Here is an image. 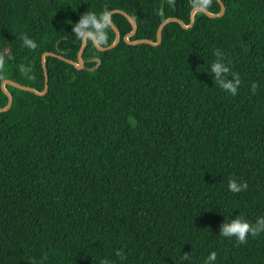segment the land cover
<instances>
[{
	"label": "trees",
	"instance_id": "obj_1",
	"mask_svg": "<svg viewBox=\"0 0 264 264\" xmlns=\"http://www.w3.org/2000/svg\"><path fill=\"white\" fill-rule=\"evenodd\" d=\"M223 2L222 16L169 22L159 45L128 43L132 23L114 12L119 43L99 50L87 38L85 68L46 56L45 95L7 84L0 264H205L213 251V264H264V231L243 243L220 235L237 216L264 217V0ZM195 4L0 0V106L5 79L44 89L46 51L78 59L72 24L86 12L126 10L138 23L130 38L156 41L164 19L188 24ZM115 38L109 25L102 45ZM217 52L236 95L214 79ZM229 179L247 187L232 192Z\"/></svg>",
	"mask_w": 264,
	"mask_h": 264
},
{
	"label": "clouds",
	"instance_id": "obj_2",
	"mask_svg": "<svg viewBox=\"0 0 264 264\" xmlns=\"http://www.w3.org/2000/svg\"><path fill=\"white\" fill-rule=\"evenodd\" d=\"M207 5L208 0H196L194 6L204 8ZM110 22V15L106 11L99 15L93 12H86L78 21L72 24V32L81 38L88 37L97 45H102L106 41V29L109 27ZM24 43L29 47H35L34 42L27 37L24 38ZM216 55L218 58L210 64L211 71L216 74L214 79L223 90L236 95L240 80L235 74H233L232 79L227 78L230 68L222 58H219L220 54L218 52ZM255 87L256 85L253 84V88ZM245 187H247L246 184H238L235 179L228 180V188L232 192H239L241 188ZM261 231H264V217L258 218L255 223H250L241 216H237L230 223L221 225L220 235L223 237L234 236L238 242L243 243L249 234L255 235ZM117 255H120V253H117ZM121 259H123L122 256ZM215 260L216 252H210L206 257L205 264H213ZM102 264H108V261L105 260Z\"/></svg>",
	"mask_w": 264,
	"mask_h": 264
},
{
	"label": "water",
	"instance_id": "obj_3",
	"mask_svg": "<svg viewBox=\"0 0 264 264\" xmlns=\"http://www.w3.org/2000/svg\"><path fill=\"white\" fill-rule=\"evenodd\" d=\"M221 4V10L220 12H212L210 11L209 9H207L206 7L204 8H200V7H194L191 11V21L190 23H185V21L179 17H176V16H169L167 17L166 19H164L159 27H158V30H157V39L156 41L152 40V39H149V38H137V39H131L130 37L135 35L136 32H137V29H138V23L137 21L133 18V16H131L130 13H128L126 10H123V9H113L111 10L109 13L110 15V25L113 27V29L115 30L116 32V38L115 40L107 45V46H103V45H97L95 43V45L97 46V48L99 50H107V49H111L113 47H115L120 39H121V31L119 29V27L115 24V22L112 20L111 18V14L114 13V12H119V13H122L124 14L129 20L130 22L132 23V30L130 32H128L125 36H124V39L130 43V44H138V43H149V44H152V45H159L162 41V34H163V29L164 27L169 23V22H172V21H176V22H179L184 28H189L191 27L194 22H195V12L196 11H204L207 15H209L210 17H218V16H222L225 11H226V6L223 2V0H218ZM87 38L88 37H83V40H82V45L79 49V52H78V59L77 60H74V59H71V58H68L66 56H64L63 54L61 53H57V52H52V51H46L43 56H42V64H43V67H44V71H45V87L44 89L41 91V90H38L37 88L33 87V86H30V85H26V84H22L20 82H17L13 79H5L3 82H2V89L3 91L5 92V94L8 96L9 98V101H8V104L5 105V106H0V112L2 111H7L10 109V107L12 106V103H13V94L12 92L7 88V84H11V85H14L18 88H21V89H24V90H29V91H33L34 93L36 94H39V95H45L47 92H48V89H49V72H48V65H47V62H46V56L47 55H53V56H58L60 57L61 59H64L72 64H74L77 68H85V61H84V58H83V53H84V50L87 46ZM94 60L97 61V65H99L101 62H102V59L100 57H95Z\"/></svg>",
	"mask_w": 264,
	"mask_h": 264
}]
</instances>
